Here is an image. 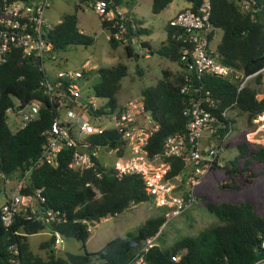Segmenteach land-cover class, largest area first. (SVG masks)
I'll use <instances>...</instances> for the list:
<instances>
[{
  "label": "trees",
  "instance_id": "obj_1",
  "mask_svg": "<svg viewBox=\"0 0 264 264\" xmlns=\"http://www.w3.org/2000/svg\"><path fill=\"white\" fill-rule=\"evenodd\" d=\"M34 2L35 0H27ZM90 0H82L87 2ZM94 1V0H92ZM116 7H127L128 10L138 0H105ZM173 0H153L152 10L160 13ZM196 9L203 0H185ZM212 4V23L214 32L221 30L223 35L217 44L220 59L244 73L254 74L264 68V8L260 13L252 14L241 6L239 0H210ZM264 2V0H263ZM3 0H0V5ZM81 8L79 5L77 11ZM111 6H108L110 9ZM65 14L62 20L50 28L47 38L57 52H67L74 46H90L95 38L82 32L78 26V14ZM127 15L116 17L113 21L102 20V26L109 33L116 28L113 24L129 21ZM127 16V17H126ZM128 18V19H127ZM140 23V22H139ZM166 26L167 37L157 51L160 55L179 64V70H163V78L155 85L142 89L145 106L158 122L159 129L151 138L148 153L153 156L161 152L165 138L175 132H184L188 118L184 109L188 103V95L181 92L184 84V65L181 63V40L177 37L176 28L170 23ZM145 28L140 35L148 34ZM176 35V37H174ZM213 37V36H212ZM113 47L119 43L114 37L109 39ZM141 46L149 47L145 41ZM128 58L134 57V45L123 46ZM150 48V47H149ZM153 54V50H150ZM93 70L82 71L87 76ZM128 66L118 63L115 66L99 67V82L93 86L95 96L107 99L108 102L98 109L97 114L107 115L115 112L123 105L119 104L117 95L122 80L128 75ZM138 66V72L141 73ZM46 73L40 69L39 63L22 57L19 50L12 53L7 62L0 65V172L11 180L20 179L26 170L25 192L37 196L40 210L60 211V220L44 223L40 220H25L22 216L12 229L2 225L0 220V264H8L11 256V245L18 243L21 264H127L134 256L136 249L146 240L157 235L166 222L164 213L148 219L141 225L136 234L117 237L109 241L100 251L75 254L65 252L57 255L50 241L41 244V248H50L47 256L36 254L30 248L29 236L51 229L58 231L64 238H72L85 244L90 237V225L106 217L116 216L130 208L151 200L142 175L119 174L112 167H105L95 157L96 166L91 169H74L70 166L74 148L63 149L58 164H43L33 167L43 151L46 142L45 131L56 117L61 115L60 103L45 94L41 85ZM263 74L255 78L257 85H263ZM206 88L216 100L215 112L230 107H237L248 114L250 121H264V97H259V88L248 84L238 92L237 84L226 78L205 76ZM64 87L70 86L69 80ZM25 105L30 101H41L39 116L29 121L25 127L13 131L7 122V110L17 108L15 100ZM72 105V102L69 103ZM229 123L232 119L220 117L218 134L220 140L228 135ZM230 125V126H231ZM94 144L108 145L110 148L123 146L121 133L117 130H105L102 134L88 138ZM121 148V153H123ZM239 158L245 159L244 166L235 164L228 174H244L252 170L255 164H264V146L253 147L248 141L238 144ZM166 179L177 176H188L190 171L181 157L165 159ZM258 173L252 171L248 183L252 184ZM226 187L241 189L239 184H227ZM207 207L220 220V224L202 231L195 237H184L175 242L169 249L159 246L150 248L146 259L150 264H253L261 255V240L264 238V212L255 209L250 202L212 203ZM13 230H22L26 235H14ZM261 251V252H260ZM174 256H180L174 260Z\"/></svg>",
  "mask_w": 264,
  "mask_h": 264
},
{
  "label": "built area",
  "instance_id": "obj_2",
  "mask_svg": "<svg viewBox=\"0 0 264 264\" xmlns=\"http://www.w3.org/2000/svg\"><path fill=\"white\" fill-rule=\"evenodd\" d=\"M244 10L253 15L260 13L264 8L263 0H239ZM50 0H3L0 5V65L7 62L12 53L19 50L22 57L39 63V67L46 73L45 80L41 85L51 100L60 103L61 112L65 116L56 117L51 126L45 131L46 142L43 151L37 158L33 167L43 164L56 166L63 149L74 148L70 166L74 169H91L96 166L95 157L98 151L104 149L107 155H115L117 161L112 167L119 174L142 175L147 191L159 206L167 209L165 216H177L182 214L188 207L198 201L194 193V186L199 179L189 176L193 180L189 184L183 182V192H177V186L173 179H166V158L181 157L188 166L189 174L205 175L211 172L216 164L222 147L217 141L220 117L229 119V112L234 108L227 107L221 112H215L217 106L211 91L206 88L205 76H217L226 78L237 84L238 92L242 91L251 80L258 74L264 75V68L260 71L244 75V73L220 59L217 45H214L216 32L212 23V4L210 0L203 2L194 9L190 7L180 10L169 23L176 28L177 37L181 40V63L184 65V84L181 92L188 95V103L184 109V115L188 118L186 130L175 132L167 136L163 142L161 152L150 156L148 147L151 138L159 129L158 122L147 110L143 97L128 101L115 112L107 115L97 114L98 105L95 100H87L82 103L77 98L83 97L71 85L65 89L64 81L68 77H80L82 72L73 73L62 70L57 71L55 79L47 75L46 61L59 63V52L54 50L53 44L47 38V32L52 26L47 23L45 12ZM107 1L94 0L92 7L99 13L102 20L111 22L117 16H124L118 7L116 11L108 9ZM112 27L116 30L109 33L108 39L114 37L124 45H140L141 35L139 32L143 26L133 20L115 23ZM213 36V37H212ZM176 37V35H174ZM264 97V94L263 96ZM84 98V97H83ZM72 102V105L69 103ZM19 107H10L11 111L21 117L17 129L26 126L29 121L39 116L41 101L33 100L23 105L21 100L16 99ZM88 114L90 119L86 118ZM109 116V117H107ZM107 117L109 124L102 120ZM229 123V132L232 125ZM117 130L121 133L123 146L110 148L108 145L94 144L88 138L102 134L105 130ZM208 134L209 143H202V139ZM227 136V135H226ZM225 136V137H226ZM207 139V138H206ZM208 141V140H207ZM85 149V152L79 150ZM101 163V162H100ZM102 164V163H101ZM107 167V165L102 164ZM30 170H26L18 180H11L6 174L0 172V220L2 225L12 229L19 216L25 220H40L49 224L57 222L60 211H43L37 206L38 198L26 193V176ZM183 180V179H182ZM49 236L55 235L53 246L63 242L62 235L55 230L49 229ZM161 232V230H160ZM160 232L144 241L135 251L133 258L127 264H150L146 259L150 248L158 246L156 240ZM14 235H26L22 230H13ZM260 248L263 250L260 257L253 264H264V238ZM11 256L8 264H21L19 259V245L14 243L10 247ZM180 256H174L179 260Z\"/></svg>",
  "mask_w": 264,
  "mask_h": 264
},
{
  "label": "rangeland",
  "instance_id": "obj_3",
  "mask_svg": "<svg viewBox=\"0 0 264 264\" xmlns=\"http://www.w3.org/2000/svg\"><path fill=\"white\" fill-rule=\"evenodd\" d=\"M81 1L50 0L49 7L45 12L47 23L54 27L62 20L65 14L76 12L77 7L80 5L81 8L77 11L80 19L79 28L95 38L94 43L90 46H74L67 52H60L58 54L59 63L46 61L47 75L50 79L56 78L58 70L75 74L83 70L89 71L92 68L93 71L87 76L68 77V79L70 85L85 99H92L98 105H104L108 100L96 97L93 89V86L99 82L97 69L125 63L128 66L129 73L123 78L121 89L117 95L119 104L124 105L130 100L141 98L142 89L155 85L163 78L164 69L179 70L180 67L177 62L169 60L157 51L166 40V26L169 25V21L176 16L180 9L187 8V1L173 0L160 13L153 12V0H138L130 10L127 7H120L122 13L125 12V14L129 13L131 15V17H128L130 20L140 22L149 29V33L142 34L140 39L147 42L154 53L152 54L147 47H143L141 44L135 45V54L132 58H128L126 55L124 44L118 47L111 45L109 39H107L109 32L102 28L101 17L92 7L91 1ZM222 35L221 30L216 32L214 45L221 41ZM147 54L149 55L146 56ZM84 64L85 66L82 67ZM138 66L142 70L141 73L138 72ZM249 84L257 86L260 91L259 96H263L264 83L263 85H257L256 80L253 79ZM6 115L9 126L13 131H16V125L20 123L21 117L11 111L7 112ZM61 115L62 117L65 116L63 111ZM85 116L90 119L88 114H85ZM107 117L102 120L105 125L109 124ZM229 117L232 119L231 131L223 140L217 137L216 143L222 147V150L214 169L203 176L202 174H189L188 176L180 175L174 178V184L178 185L176 188L179 192L184 190L182 181H185L186 185L193 181L189 179L190 175L198 178L199 181L194 186V193L198 197V201L188 207L182 214L166 217V222L163 224L160 235L156 240L158 246L162 249H169L175 242L184 237H195L202 231L220 224L218 217L208 209L207 202H250L255 209L264 212V164H255L252 166V170H248L244 174H228L229 170L235 168V164L238 166H244L245 164V159L239 158L238 144L246 140L253 147L264 146V121L257 119L250 121L248 114L237 107H234L229 112ZM206 142L209 143L208 134ZM202 143L205 144V138L202 139ZM98 158L107 167H113L117 161L115 155H107L104 149L98 151ZM252 171L258 173V176L253 179L252 184H249L247 178ZM230 183L232 185L237 183L242 188L226 187ZM165 212L169 211L163 209L152 199L138 204L121 214L103 218L101 221L90 225L91 234L85 247L78 240L62 236L63 242L53 246L52 249L57 255H62L67 251L75 254H84L86 251L97 252L109 241L117 237L136 234L141 225L148 219ZM49 231L48 228L45 231L29 236V244L32 251L44 257L49 254L50 248H41V244L45 241H50Z\"/></svg>",
  "mask_w": 264,
  "mask_h": 264
},
{
  "label": "water",
  "instance_id": "obj_4",
  "mask_svg": "<svg viewBox=\"0 0 264 264\" xmlns=\"http://www.w3.org/2000/svg\"><path fill=\"white\" fill-rule=\"evenodd\" d=\"M110 6H111V8H112L114 11H116V5H114L113 3H111ZM117 16L119 17L118 14H117ZM136 56L138 57V55H136ZM262 81H263V83H264V75H263V79H262ZM77 101H80V102L84 103V102H85V98H83V97H79V98H77ZM79 150L82 151V152H85V149L82 148V147H79ZM0 167H1V165H0ZM54 242H55V235H53V236L51 237V239H50V244L53 245Z\"/></svg>",
  "mask_w": 264,
  "mask_h": 264
},
{
  "label": "crops",
  "instance_id": "obj_5",
  "mask_svg": "<svg viewBox=\"0 0 264 264\" xmlns=\"http://www.w3.org/2000/svg\"><path fill=\"white\" fill-rule=\"evenodd\" d=\"M91 1V5H92V3H93V1L92 0H90ZM191 5H190V3H188V6L187 7H190ZM119 10H120V8H118ZM183 9V8H182ZM181 10V9H180ZM121 11V10H120ZM124 15H126L125 14V12H124ZM132 18H133V16H132ZM135 19V18H134ZM139 23V22H138ZM79 24H80V19H79V21H78V26H79ZM139 24H141L142 26H143V24L142 23H139ZM101 25H102V20H101ZM102 28H103V26H102ZM146 27H144L143 26V29H145ZM104 29V28H103ZM142 29V30H143ZM105 30V29H104ZM82 31V30H81ZM107 31V30H106ZM82 32H84V33H86V31H82ZM217 32V31H216ZM108 33V32H107ZM109 36V35H108ZM108 36H107V39H108ZM142 37V36H141ZM215 37H216V35H215ZM143 41V40H142ZM141 41V42H142ZM149 47H150V45H149ZM149 47H147V49H148V51H150L151 50V47L149 48ZM149 54H147L146 56H148ZM139 57V56H138ZM85 66V64L82 66V67H84ZM90 70H92V68H90ZM260 98H261V96H259ZM204 138H205V142H206V138H207V134H205V136H204ZM177 192H179V191H177Z\"/></svg>",
  "mask_w": 264,
  "mask_h": 264
},
{
  "label": "clouds",
  "instance_id": "obj_6",
  "mask_svg": "<svg viewBox=\"0 0 264 264\" xmlns=\"http://www.w3.org/2000/svg\"><path fill=\"white\" fill-rule=\"evenodd\" d=\"M53 246V245H52Z\"/></svg>",
  "mask_w": 264,
  "mask_h": 264
}]
</instances>
